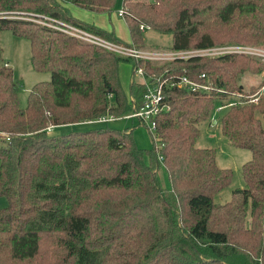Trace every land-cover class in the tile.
<instances>
[{
    "label": "trees",
    "instance_id": "16d2710c",
    "mask_svg": "<svg viewBox=\"0 0 264 264\" xmlns=\"http://www.w3.org/2000/svg\"><path fill=\"white\" fill-rule=\"evenodd\" d=\"M120 2L130 43L69 7L111 14L118 0H0V32L26 38L32 70L51 75L30 87L21 107L20 83L0 47V131L9 136L0 137V197L7 199L0 264H264V94L219 118L228 142L251 152L241 166L244 184L228 201L215 196L232 170L217 165L213 148L196 146L199 125L217 106L238 101L243 74L264 64L242 53L134 60L34 21L50 18L136 47H145L143 24L170 34L168 49H208L264 42V0ZM125 61L133 74L128 95L119 73ZM138 68L152 81L186 76L211 89L166 87L169 110L156 116L151 148H140L132 129L107 124L47 131L140 107Z\"/></svg>",
    "mask_w": 264,
    "mask_h": 264
},
{
    "label": "rangeland",
    "instance_id": "374dc122",
    "mask_svg": "<svg viewBox=\"0 0 264 264\" xmlns=\"http://www.w3.org/2000/svg\"><path fill=\"white\" fill-rule=\"evenodd\" d=\"M120 1L121 0H118L116 9L111 14L100 13L97 15H100L99 17H102L106 21L107 27L105 28V30L113 32L116 37L130 43V33L125 19L121 16H118V10L121 8ZM75 7L82 13H89L90 15L96 14L77 6ZM79 20L85 22L82 19ZM142 34V40L146 48L168 49L171 47L172 38L170 34H161L153 30L152 27L146 28ZM223 46L243 47L246 49L247 53L242 54L253 57L264 64V58L260 56L261 54L264 55V42H261L259 44H238L226 42V44H223ZM0 47L3 49V61L13 69L14 79L20 83L19 101L20 106L24 107L26 105V99L30 87L34 83L50 80L51 75L49 72H36L32 70L29 61V41L26 38L17 37L13 35L9 30L1 31ZM248 51L250 52L248 53ZM119 73L121 84L123 85V88L128 95L129 84L133 75L132 65L130 64V62H122L120 64ZM134 78L139 80V76L136 74L134 75ZM240 83L244 89L243 92H239L242 95L237 96L233 93L236 100L239 99V102L237 104L241 105L244 103L257 102L259 97L264 94V91H262L261 94L257 95L258 99L256 101H251V99L254 98V94L264 85V69L257 73H252L250 71L245 72L240 80ZM225 110L226 107L220 110H217L216 107L211 111L209 119L199 125L200 134L196 141V146L199 148H213L216 151L217 165L221 168H229L233 172V177L230 185L215 196V201L221 203L226 202L231 198V192L233 189L243 186L244 182L241 175V166L251 158V152L248 149L232 146L228 142L226 137L222 135L219 125V118L225 112ZM126 114L129 113L119 115L114 114L115 117H120V119L108 122L106 124L110 127L120 130L124 128L132 129V134L136 144L140 148H151L153 146L152 140L154 139V132L151 129H148L147 126L142 125V123H140L137 118H123V116ZM103 116L108 117L109 115L107 114ZM100 125L101 124L87 123L68 124L55 127L52 130L47 129V131L50 134H61L68 132L69 130H85L99 127ZM162 171L163 169L160 168V173ZM163 183H166L165 179ZM6 205L7 199L5 197H0V208L5 207Z\"/></svg>",
    "mask_w": 264,
    "mask_h": 264
},
{
    "label": "built area",
    "instance_id": "2783aa9c",
    "mask_svg": "<svg viewBox=\"0 0 264 264\" xmlns=\"http://www.w3.org/2000/svg\"><path fill=\"white\" fill-rule=\"evenodd\" d=\"M123 10H118V16H123ZM49 22H46L45 20ZM36 22L45 24L55 29H59L67 34L75 36L85 42L91 43L93 45L99 46L105 50L110 52H114L124 57L132 58L134 60H143V61H151V62H166L172 61L175 59H183L189 58L194 55H221L225 53H247L246 49L239 46H219L208 49H193V50H173V49H154V48H146V47H136L131 44H124L120 42H116L110 39H107L103 36L97 35L95 33L86 31L82 28L73 26L71 24L63 23V22H53V19L44 18V20H34ZM53 23V24H51ZM148 26L141 24L139 29L144 31ZM250 51H248L249 53ZM262 58L264 55L261 54ZM135 74L139 76V81L145 86V93L142 98V104L138 108H133L129 114L123 116L126 119L137 118L142 125L147 126L148 129H151L153 132L156 130V116L161 111H168L169 106L164 100V89L166 87H181L186 86L189 89L195 90H210V86L206 84H200L195 81L190 80L186 76L179 77H165L158 78L152 81V77H147L144 74L142 68H138L135 71ZM264 91V85L254 94V98L251 101H256L258 99L257 95L261 94ZM240 96L239 92H235L234 95ZM239 101H232L225 105L217 106V110H220L224 107L231 106L237 104ZM120 117H115L114 115H109L99 117L97 119L88 120L84 123L87 124H106L108 122L118 120ZM122 119V118H121ZM48 129H51L49 127ZM0 137H5L6 140L9 139V136L0 131Z\"/></svg>",
    "mask_w": 264,
    "mask_h": 264
},
{
    "label": "crops",
    "instance_id": "0c3cea01",
    "mask_svg": "<svg viewBox=\"0 0 264 264\" xmlns=\"http://www.w3.org/2000/svg\"><path fill=\"white\" fill-rule=\"evenodd\" d=\"M69 7H70V11L76 18L82 19L87 23L94 24L95 26L100 27L102 29H105L107 27L106 21L102 17H99L100 15L97 14L90 15L89 13H82L74 5H70ZM52 129L54 128L52 127L51 130Z\"/></svg>",
    "mask_w": 264,
    "mask_h": 264
}]
</instances>
